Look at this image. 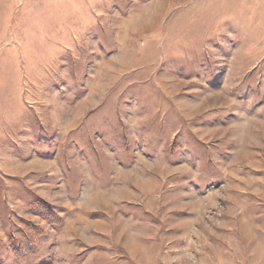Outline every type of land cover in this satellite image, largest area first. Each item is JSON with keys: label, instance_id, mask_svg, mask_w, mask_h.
<instances>
[{"label": "rangeland", "instance_id": "374dc122", "mask_svg": "<svg viewBox=\"0 0 264 264\" xmlns=\"http://www.w3.org/2000/svg\"><path fill=\"white\" fill-rule=\"evenodd\" d=\"M0 264H264V0H0Z\"/></svg>", "mask_w": 264, "mask_h": 264}]
</instances>
